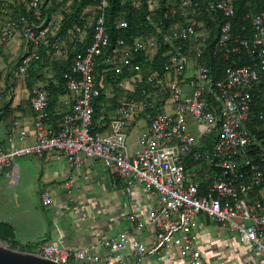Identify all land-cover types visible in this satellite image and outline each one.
Masks as SVG:
<instances>
[{
  "label": "built area",
  "instance_id": "2783aa9c",
  "mask_svg": "<svg viewBox=\"0 0 264 264\" xmlns=\"http://www.w3.org/2000/svg\"><path fill=\"white\" fill-rule=\"evenodd\" d=\"M73 1L55 3L64 10ZM42 4V0H27L32 19L23 15L7 19L0 26V53L15 34L20 33L24 39L26 49L16 66L20 77L26 76L39 46H47L49 39L56 36L62 19L59 10L49 19H42ZM148 5L155 14L156 1L149 0ZM171 6L180 20L162 33L156 27L162 34V44L167 46L163 75L149 66L159 46L154 35H139L129 46L118 39L109 49L105 0L95 9L85 6L83 13H96L89 23L93 27L92 39L63 74L72 105L52 121L47 111L48 91L42 87L34 89L29 98L35 112L34 143L8 151L0 149V169L13 168L14 158L26 155H54L75 167L89 158L101 161L126 190L141 188L153 194L145 222L132 215L126 217L135 223L136 230L143 226L151 228L152 245L148 247L140 239L119 232L101 242L106 251L102 255L91 251L93 245L88 249H68L51 242H40L29 252L60 264H147L148 255L176 249L189 257L190 264H205L199 238L193 232L196 218L203 214L227 232L235 233L249 248L251 258L242 264H264V204L258 196L264 181V140L250 129L255 120L264 124V110L251 111V91L264 74V11L249 16V37L233 38L232 1L209 3V11L220 13L225 19L218 28L217 50L227 59L230 53L238 54L242 48L250 61L243 66L232 62L224 77L216 81L201 61L209 30L197 20L198 2L174 0ZM115 27L124 30L127 23L117 20ZM71 31L85 36L77 26ZM60 43L62 40L57 38L52 46L57 49ZM189 54L194 62L191 74L187 73ZM136 55H142L145 64L135 62ZM98 63L113 67L118 74L126 72L127 76L117 83L121 89L128 91L137 84L146 86L137 101L124 95L117 97L116 115L103 125V131L92 124V102L102 89L101 81L94 75ZM169 73L173 78L167 77ZM166 104L170 111L165 110ZM136 117L144 119L147 129L139 135L138 150L130 156L126 150L127 128ZM203 139H209L208 147L201 145ZM188 163L196 170L189 172ZM203 171L207 172L206 177L200 175ZM50 196L48 190L43 191V206L50 205ZM0 245L20 250L7 240L0 239Z\"/></svg>",
  "mask_w": 264,
  "mask_h": 264
},
{
  "label": "crops",
  "instance_id": "0c3cea01",
  "mask_svg": "<svg viewBox=\"0 0 264 264\" xmlns=\"http://www.w3.org/2000/svg\"><path fill=\"white\" fill-rule=\"evenodd\" d=\"M2 4L6 6V15L3 16L5 19H0V23L8 19L7 14L11 10L7 7L11 9L10 5L17 8L23 5L28 9L27 0H3ZM75 38V35L68 38V46L65 42L60 43L57 49L50 45L51 56L46 59L45 64L40 60L39 51L40 48L49 46L40 45L37 58L31 61L25 77L16 73L17 62L26 49L21 34H15L4 46L0 53L1 150L8 151L34 143L35 112L29 103L30 95L38 87L44 88L49 83L57 84L59 63L66 60L67 48L71 46L73 49L76 42L83 40L81 35L78 39ZM193 66V55L189 54L188 74L192 73ZM95 73L96 79L102 83L106 101L99 106L100 114L92 120V124L96 130L103 131V125L108 124L116 115L117 97L124 95L137 101L146 86L137 84L131 87L132 90L121 89L117 83L120 78L127 76L126 72L118 74L110 66H102V69ZM167 77L173 78L172 73ZM116 90L119 93L110 97L109 93ZM71 105V95L64 90L57 97L55 115L54 118L50 117L51 120L55 121L62 113L67 112ZM165 110H171L168 104ZM146 129L147 124L141 117L129 121L126 139L128 155L132 156L138 150L139 135ZM258 135L264 137V130L258 132ZM207 141L208 139H203L201 145L205 147ZM208 145L209 143L206 146ZM187 169L189 172L196 170L189 163ZM202 174L205 177L208 175L206 171L200 173ZM44 190H48L51 195L48 207L43 206L41 202ZM5 193L12 194L20 201L17 211L31 213L39 223H35L33 232H19L26 240L23 242L20 238L16 240L18 230L14 222L7 214L0 215V221L13 226L16 245L20 247L21 243H30L26 245L29 248H23L24 251L34 250L40 242H51L68 249H88L93 245L91 251L102 255L106 251L101 242L119 232H126L131 237L140 239L148 247L154 241L150 227L143 226L136 230L135 223L126 219L128 215H132L145 222L148 205L154 200L153 194L141 188H134L131 192L126 190L117 182L113 173L97 159L89 158L82 166L75 167L65 158H57L54 155L16 157L13 168L5 166L0 169V195ZM258 196L264 204V181L258 189ZM193 232L199 238L198 247L205 264H242L245 259L251 258L249 248L239 241L235 233L227 232L203 214L196 218ZM147 264H190V261L188 256H182L176 249H171L157 255H148Z\"/></svg>",
  "mask_w": 264,
  "mask_h": 264
},
{
  "label": "trees",
  "instance_id": "16d2710c",
  "mask_svg": "<svg viewBox=\"0 0 264 264\" xmlns=\"http://www.w3.org/2000/svg\"><path fill=\"white\" fill-rule=\"evenodd\" d=\"M149 0H105L104 15L105 23L108 27V34L110 39L109 49L115 46L118 39H123L125 43L129 46L132 45L133 40L142 34H152L157 38L159 46L156 50V53L153 57V60L149 63L151 70L157 71L159 75H163V64L164 57L163 54L167 50V46L162 44V32H164L168 26H171L180 20L178 12H172L171 3L174 0H155L157 3V10L155 14L149 11ZM199 4L198 19L204 23V25L209 30V37L206 41V48L204 55L201 58V61L205 63L209 69L210 74L213 80H221L225 75V69L232 62H235L237 66H243L249 64L250 61L247 59V53L244 49L240 48L238 54L230 53L228 58L225 59L224 55L219 49L217 50V38L219 34V26L222 24L225 19L220 13H212L208 9V5L213 0H196ZM234 6V15L230 19L231 22V32L232 37H249L251 32V25L249 16L264 11V0H231ZM101 0H75L64 10L60 9L55 3V0H42V19H49L50 16L56 10L61 11L62 19L59 24L56 36L50 38L49 48H40V55L42 62L45 64L49 59L48 54L49 49H51L52 44L55 39L59 38L62 40V43L65 42V45L68 46V38L76 36L75 39H78L79 34L72 33L74 26L81 28L85 32V36L81 42H76L74 48H67L66 51V60L60 62L59 69L57 71V84L49 83L44 87L45 90L49 93V101L47 111L51 118H54L55 107L57 103L58 95L62 94L65 90L64 88V78L63 74L68 71L72 63L73 58L76 54L82 53L85 48L90 44L93 34V27L89 23L92 21L96 13H83V8L85 6L93 7L94 9L100 6ZM3 3V0H0V19H5L4 7L6 6ZM10 13L7 14L8 19L26 16L28 19H32L31 12L26 9L23 5L19 8L12 5ZM13 11V12H12ZM117 20H124L127 23V28L124 30L116 29L115 22ZM2 23H0V26ZM156 27H159L161 33H158ZM51 45V46H50ZM47 46V47H48ZM48 49V51H47ZM141 54V53H139ZM47 59V60H46ZM101 57H98L97 61L99 62ZM135 62H140L145 64L142 55H136L134 58ZM57 65V64H55ZM45 66V65H44ZM102 65L98 63L94 70V75L96 77L95 71H100ZM252 104L251 111H262L264 110V74L262 73L260 82L253 88L251 91ZM106 101L105 95L103 94V89L100 90L99 95L93 100L92 106L94 109L93 121L100 114L98 109L101 104ZM250 129L252 132L256 133L258 138H264L258 135V132L264 130V124H260L255 120L251 125ZM258 130V132H257ZM209 143V139L207 141ZM207 143V144H208ZM206 144V145H207ZM205 147H208L206 146ZM204 147V146H203ZM204 147V148H205ZM0 239L7 240L14 247L17 242L14 240V229L13 226L8 222L0 221ZM23 250V249H20ZM26 251V250H25Z\"/></svg>",
  "mask_w": 264,
  "mask_h": 264
},
{
  "label": "rangeland",
  "instance_id": "374dc122",
  "mask_svg": "<svg viewBox=\"0 0 264 264\" xmlns=\"http://www.w3.org/2000/svg\"><path fill=\"white\" fill-rule=\"evenodd\" d=\"M118 93L119 92H117L116 90L114 93L111 92L109 94H110V97H112L113 94L117 95ZM19 204H20V201L16 199L15 197H13L12 194L5 193V194L0 195V215L7 214L10 220L14 222L15 227L18 230V234L16 235L17 236L16 240H19L20 238L23 242H26V240L21 237L20 233L33 232L35 230L34 226L39 223L35 220L36 218L34 219V216H32L31 213L29 214L26 211H22V212L17 211V206ZM26 245H30V243H21L20 249L29 248Z\"/></svg>",
  "mask_w": 264,
  "mask_h": 264
},
{
  "label": "water",
  "instance_id": "95a60500",
  "mask_svg": "<svg viewBox=\"0 0 264 264\" xmlns=\"http://www.w3.org/2000/svg\"><path fill=\"white\" fill-rule=\"evenodd\" d=\"M0 264H60L40 255L0 245Z\"/></svg>",
  "mask_w": 264,
  "mask_h": 264
}]
</instances>
